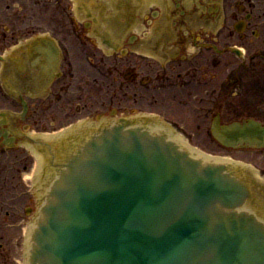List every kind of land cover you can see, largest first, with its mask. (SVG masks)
Returning <instances> with one entry per match:
<instances>
[{"label":"flooded vegetation","instance_id":"af4514ba","mask_svg":"<svg viewBox=\"0 0 264 264\" xmlns=\"http://www.w3.org/2000/svg\"><path fill=\"white\" fill-rule=\"evenodd\" d=\"M155 2L145 15L107 22L114 42L102 48L90 36L88 0L76 13L72 0H0V73L27 37L50 34L62 52L44 97L26 95L24 74L14 93L0 76V264H26L25 228L38 211L26 183L27 129L181 131L264 180V138L226 151L211 135L217 120L264 131V0Z\"/></svg>","mask_w":264,"mask_h":264},{"label":"water","instance_id":"95a60500","mask_svg":"<svg viewBox=\"0 0 264 264\" xmlns=\"http://www.w3.org/2000/svg\"><path fill=\"white\" fill-rule=\"evenodd\" d=\"M214 134L225 147L240 138ZM172 138L202 164H223ZM37 160L44 191L45 159ZM201 163L147 134L105 132L51 193L32 264H264V225L238 211L247 189L225 166Z\"/></svg>","mask_w":264,"mask_h":264},{"label":"rangeland","instance_id":"374dc122","mask_svg":"<svg viewBox=\"0 0 264 264\" xmlns=\"http://www.w3.org/2000/svg\"><path fill=\"white\" fill-rule=\"evenodd\" d=\"M40 44H41L40 42L33 41V42H31V43H29V44L26 45V47L24 49L25 69H28V67H29L28 61L30 60V58L36 55V52H35V50L33 48L34 45H37L40 48ZM189 140H190V142H191L192 145L198 147L200 150H203V151L206 150L207 151V149L205 147H208V145H205V140L204 139H199V141L202 143L203 146H201L200 144H196L193 141V137L189 138Z\"/></svg>","mask_w":264,"mask_h":264},{"label":"bare ground","instance_id":"6f19581e","mask_svg":"<svg viewBox=\"0 0 264 264\" xmlns=\"http://www.w3.org/2000/svg\"><path fill=\"white\" fill-rule=\"evenodd\" d=\"M193 148V147H192ZM194 150H196L199 154H201L202 156L210 159V160H213V161H218V162H223V163H229V160L228 159H221V158H215V157H211L205 153H203L202 151L198 150V149H195L193 148Z\"/></svg>","mask_w":264,"mask_h":264}]
</instances>
